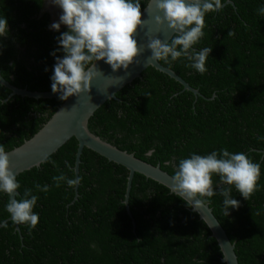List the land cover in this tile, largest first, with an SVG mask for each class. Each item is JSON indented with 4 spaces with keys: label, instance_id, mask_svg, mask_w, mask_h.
I'll use <instances>...</instances> for the list:
<instances>
[{
    "label": "trees",
    "instance_id": "obj_1",
    "mask_svg": "<svg viewBox=\"0 0 264 264\" xmlns=\"http://www.w3.org/2000/svg\"><path fill=\"white\" fill-rule=\"evenodd\" d=\"M43 0H0L8 34L0 37V73L18 87L51 89L56 37L67 30L48 28ZM148 0H140L141 10ZM226 0H221V3ZM205 15V35L193 47H211L207 71L198 73L186 58L165 62L199 95L153 66L103 102L88 128L120 149L174 175L180 159L191 154L244 152L260 165L258 190L245 200L234 186L213 175L216 194L204 198L234 242L239 264H264V0H231ZM234 35H228V32ZM47 69V70H45ZM0 84V144L9 150L34 134L63 100L13 94ZM77 149L69 138L38 166L20 172L16 198L25 189L37 195L39 222L19 231L8 219L9 196L0 192V264H226L208 225L190 204L161 183L134 172L124 203L128 170L83 147L77 186ZM55 161V165L48 162ZM70 165V167L68 166ZM49 185L41 192L35 185ZM219 186L232 187L239 208L224 215ZM133 220V222H132ZM7 227H4V224ZM134 223V225H133ZM139 240V241H137Z\"/></svg>",
    "mask_w": 264,
    "mask_h": 264
},
{
    "label": "clouds",
    "instance_id": "obj_2",
    "mask_svg": "<svg viewBox=\"0 0 264 264\" xmlns=\"http://www.w3.org/2000/svg\"><path fill=\"white\" fill-rule=\"evenodd\" d=\"M50 2L62 10L59 20L52 22L50 29L59 31L61 25L67 27L66 31L56 37L59 45L56 51L62 50L64 55L60 57L56 56L55 51L51 53L55 57L50 77L51 90L53 93H60L59 99L66 100L70 96L90 91L91 81L101 74L95 61L104 60L113 72L121 68L127 69L134 62L139 63L136 58L140 55V46L135 37L138 28L144 24L140 0ZM153 3L155 9L162 13L154 16L155 24H166L167 28L173 30V34L164 41L149 38V61L169 62V59L176 61L184 57L191 62L186 67L204 74L212 48L197 50L193 46L205 35V15L219 11L221 0H149L148 5ZM44 10L51 18L50 10ZM258 13L264 15V7L259 8ZM7 34L8 21L3 17L0 18V37ZM228 35H234V32L229 31ZM48 162L55 165V161ZM213 175L219 176L221 185L234 186L248 200L258 190L261 172L260 165L244 152L231 153L223 148L219 153L215 150L206 155L193 153L188 158L179 160L172 176L171 191L189 204L204 205L208 202L204 198H211L216 194ZM79 180V177L71 179L63 173L53 177L56 187L60 186L61 181H66L69 187H73ZM35 187L45 193L50 190L49 185L37 184ZM19 188L17 174L11 170L9 156L4 145L0 144V192L10 197L6 211L13 223L27 224L33 229L39 222L38 213L33 211L39 197L32 193V189H25L21 198L17 199ZM231 193L232 187L219 186L225 216L229 215L230 208L240 206V201L233 199ZM3 226L7 227V224Z\"/></svg>",
    "mask_w": 264,
    "mask_h": 264
},
{
    "label": "water",
    "instance_id": "obj_3",
    "mask_svg": "<svg viewBox=\"0 0 264 264\" xmlns=\"http://www.w3.org/2000/svg\"><path fill=\"white\" fill-rule=\"evenodd\" d=\"M148 3L149 0L141 10L144 24L138 28L135 37L140 46V55L136 58L139 63L134 62L130 64L127 69L121 68L113 72L110 65L105 63L104 60L95 61L96 68L101 74L94 77L91 81L90 91L82 92L79 96L73 95L63 100L47 121L32 134V136L25 139L19 145L6 150L9 156L10 168L14 173L18 175L26 169L38 166L69 138L75 137L77 140V149L74 160V179L78 177L79 164L81 161L80 155L83 147L92 149L108 160L123 165L128 170L124 198L128 214H130V210L127 205V200L134 172L141 173L145 177L163 184L172 192L170 186L172 184L173 175L163 170L159 163L151 164L144 161L136 157L133 152L118 148L111 142L93 133L88 128V119L93 112L107 99L117 98L116 92L125 84L131 82L135 77L139 76L147 66H153L167 73L180 82L184 89L192 91L196 96L200 94L198 89L189 85L187 81L170 67L163 65L160 61H149L148 58L151 55V50L147 48L149 38H160L164 41L171 37L173 30L167 28L166 24L161 26L155 24L154 16L156 14L162 15V13H159L155 9L154 3L151 4V6H149ZM226 3L233 4L231 0H226L221 3V7ZM44 9L48 10L46 4H44ZM54 19L53 15H51V24ZM0 84L10 89L9 96L19 94L21 96H30L34 98H51L60 95L59 92L53 93L51 89L39 91L15 86L6 80L1 73ZM77 186L78 184L74 186V198L77 196ZM190 206V209L197 212L199 217L208 225L211 235L216 239L222 252L221 260L226 264H239L234 250V242L229 239L225 229L212 212V208L208 203L204 205H195L193 203L190 204ZM8 219L11 220L10 214ZM14 226L15 229L19 231V224L14 223Z\"/></svg>",
    "mask_w": 264,
    "mask_h": 264
},
{
    "label": "flooded vegetation",
    "instance_id": "obj_4",
    "mask_svg": "<svg viewBox=\"0 0 264 264\" xmlns=\"http://www.w3.org/2000/svg\"><path fill=\"white\" fill-rule=\"evenodd\" d=\"M45 1L46 0H43L42 1V8L41 10L39 11V15H41L42 13L45 12V10L43 9L44 7V4H45ZM49 4V5H48ZM46 5L47 7L51 10L52 14H53V17L55 18V21L53 20L52 22H57L59 20V16L61 15L62 11L61 12H57L58 8L56 6H54L50 0H47L46 2ZM50 25H51V18L49 17V23H48V28H50ZM61 27H66L65 25H61ZM60 27V28H61Z\"/></svg>",
    "mask_w": 264,
    "mask_h": 264
},
{
    "label": "bare ground",
    "instance_id": "obj_5",
    "mask_svg": "<svg viewBox=\"0 0 264 264\" xmlns=\"http://www.w3.org/2000/svg\"><path fill=\"white\" fill-rule=\"evenodd\" d=\"M46 2H47V0H46ZM49 5V4H48ZM47 6V5H46ZM55 6V5H54ZM57 8H58V10H57V12H61L62 10L58 7V6H56ZM48 8V7H47ZM49 9V8H48ZM50 10V9H49ZM51 11V10H50ZM52 13V12H51ZM53 15V14H52Z\"/></svg>",
    "mask_w": 264,
    "mask_h": 264
}]
</instances>
